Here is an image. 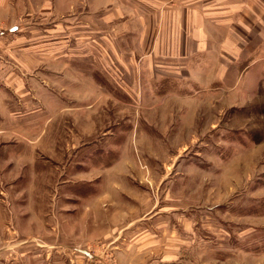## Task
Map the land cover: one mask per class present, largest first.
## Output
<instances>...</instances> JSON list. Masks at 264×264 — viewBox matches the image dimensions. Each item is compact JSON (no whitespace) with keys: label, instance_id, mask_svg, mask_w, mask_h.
<instances>
[{"label":"rangeland","instance_id":"1","mask_svg":"<svg viewBox=\"0 0 264 264\" xmlns=\"http://www.w3.org/2000/svg\"><path fill=\"white\" fill-rule=\"evenodd\" d=\"M93 7L92 0L0 3V27L36 21L41 35L48 38L52 28L46 25L56 20L55 37L61 40L54 61L52 52H38V66L45 73L37 75L43 84L38 91L39 113L27 119L25 128H15L22 136H0V264H72L69 258L76 263L77 251L67 246L71 242L92 249L97 254L94 259L100 256V216L92 209L85 223L83 217L78 219V203L64 202L68 192L62 189L63 179L77 180L78 170L70 168L94 162V148L102 145L96 137L108 131L113 149L132 152L134 162L143 168L148 163L183 177L177 185L158 188L154 177L153 186L143 181L142 187L149 188H137L132 194L149 192L152 202L165 210H172L174 199L182 201L176 205L184 214L183 222L190 217V227L199 232L192 246L196 255L191 254L185 264H264V58L253 72L238 76L236 89L216 91L212 106H195L192 118L178 121L189 107H180L178 101L172 106L171 100L153 106L141 73L135 76V84L130 83L125 52L131 33L126 13L119 19V50L113 53L118 57L107 52L99 56L94 35L100 12ZM78 21L87 35L80 45ZM23 30L20 40L29 36ZM3 52L0 44V66L15 62ZM29 77L21 76L23 81ZM47 105L53 106V115L44 113ZM175 108L183 112L170 115ZM5 123L9 125L7 119L0 120ZM40 130L45 134L27 146L26 137ZM144 131L153 132L154 138L142 137ZM159 132L166 137L158 138ZM89 143L94 148L85 145ZM94 174L87 171L88 182ZM63 207L76 209L72 223L62 217ZM68 224L76 227V234H68ZM108 257L103 252L102 258Z\"/></svg>","mask_w":264,"mask_h":264},{"label":"crops","instance_id":"2","mask_svg":"<svg viewBox=\"0 0 264 264\" xmlns=\"http://www.w3.org/2000/svg\"><path fill=\"white\" fill-rule=\"evenodd\" d=\"M6 1L8 0H0V3ZM92 1L94 10L100 12L94 35L99 56L107 52L114 57L113 53L119 50V19L126 16V13L129 16L126 27L131 33V41L125 52L126 74L131 79L130 83L135 84V76L141 73L142 86L152 95L148 96L153 106H165L171 100L174 104L180 102L179 106L184 109L189 107L187 114L178 121L192 118L195 106H212L216 91L236 89L233 84L253 72L264 58V0H177L176 4H172L171 0ZM55 21L51 20L46 25L52 28L48 38L41 35L42 32L37 28L39 22L36 21L15 22L0 27V44L4 52L6 51L3 53L15 61L0 66V120L6 122L7 119L9 123L0 124V136H22L15 128H25L27 119L39 113L38 91L43 84L37 75L43 71H40L37 56L39 50L47 55L52 52L50 60L54 61L55 51L61 43L55 37ZM74 22L76 21L66 22V26ZM78 22L80 45L85 44L87 35L83 34L81 21ZM23 29H26L29 36L20 40ZM12 38L17 39L11 40ZM41 39L45 40L41 42ZM62 42H65L64 37ZM13 49L15 51L12 52ZM79 51H83L82 46ZM117 57L116 55L114 58ZM24 74L30 76L28 81L21 78ZM49 75L47 74L48 77ZM252 86L256 87V84ZM174 104L172 106L178 105ZM52 107L47 105L44 113L53 115L50 109ZM182 112L175 108L170 115H179ZM19 115L23 117H18ZM4 132L7 134H3ZM108 132H102L96 137L102 142L100 147L94 148L93 143L85 144L94 148V162L79 165L77 168L69 167V170H78L77 180L66 182L63 179L62 190L68 192V195H65L64 200L62 197V200L78 203V219L83 217L84 223L91 216L92 209H95L100 216L98 225L102 227L97 245L100 256L94 259L97 254L92 249L71 242L67 246L77 251V255L76 263L69 258L70 262L187 263L184 260L190 259L191 254L196 255L192 246L195 243V234L199 232L190 227V217L187 215V220L183 222L184 214L176 205L182 201L174 199L171 201L175 203L172 210H165L164 206L157 205L158 202H152L149 192L146 194L149 195L147 198L141 194H132L136 193L137 188H149L142 187L143 181L152 183L150 186H153L154 177L157 178L154 183L156 188L168 184L177 185V181L183 177L173 175L172 170L161 172V169L157 170L148 163L143 168L134 162L132 152L125 150L122 152L126 153H122L113 149L106 138L111 134ZM148 132L144 131L142 137L154 138L153 132ZM44 134L45 131L40 130L31 137H26L27 146L38 142ZM157 137L166 136L159 132ZM82 150L87 152L85 147ZM66 170L68 169L62 171ZM87 171L95 173L89 182L86 178ZM87 183L90 187H83ZM104 204L107 206L103 207ZM144 208L147 210H143ZM72 210L76 211L71 207H63L61 211L62 217L70 223L76 214ZM108 217L117 221L112 223ZM126 218L127 221L120 223ZM84 227L86 232V226ZM68 228L69 235L76 234V227L73 229L74 226L68 224ZM216 231L223 234L219 227H216ZM103 252L108 254V259L102 258Z\"/></svg>","mask_w":264,"mask_h":264}]
</instances>
